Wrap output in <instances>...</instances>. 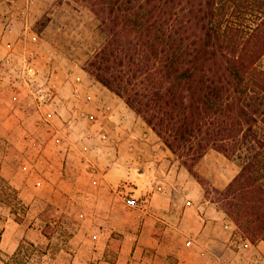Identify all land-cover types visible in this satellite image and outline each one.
<instances>
[{
	"label": "crops",
	"instance_id": "1",
	"mask_svg": "<svg viewBox=\"0 0 264 264\" xmlns=\"http://www.w3.org/2000/svg\"><path fill=\"white\" fill-rule=\"evenodd\" d=\"M35 2L0 0V123L12 145L6 178L29 206L21 221L6 218L0 251L48 245L39 222L50 205L72 220L56 257L74 264H264V241L244 238L144 119L85 71L104 40L102 32L94 39L99 23L71 17L39 27V14L29 13ZM194 170L218 189L239 171L215 150ZM128 198L140 206H127Z\"/></svg>",
	"mask_w": 264,
	"mask_h": 264
},
{
	"label": "trees",
	"instance_id": "2",
	"mask_svg": "<svg viewBox=\"0 0 264 264\" xmlns=\"http://www.w3.org/2000/svg\"><path fill=\"white\" fill-rule=\"evenodd\" d=\"M104 40L84 66L195 176L215 150L239 166L215 201L264 241V0H75ZM33 250L36 246L21 242Z\"/></svg>",
	"mask_w": 264,
	"mask_h": 264
},
{
	"label": "rangeland",
	"instance_id": "3",
	"mask_svg": "<svg viewBox=\"0 0 264 264\" xmlns=\"http://www.w3.org/2000/svg\"><path fill=\"white\" fill-rule=\"evenodd\" d=\"M32 6V10L34 11H32V13L29 11V13L32 15H30L31 17H34V12L39 14L37 21V26L39 27H43L50 19H65L71 17L74 20H84L90 26H96L99 23L86 7L82 6L75 0H36ZM76 28H79V26L76 25ZM84 29L85 27L83 25V28L80 30L84 33L87 31ZM98 30L99 29L95 30L94 39L100 41L99 34H101V30ZM81 31H78V34H80L78 36V43H81L84 40L81 36ZM260 66L264 68V57L260 61ZM7 130L8 125L0 123V233L6 218H14L16 221H21L29 209V206L22 203L19 198L18 189H16V187L10 183L9 179L6 178L5 164L9 160L10 147L12 146L9 139L5 138ZM21 132V129L18 128L14 133L16 134L15 137H18L17 139H14L18 142L17 145H15L16 150H19V141L22 138ZM23 134L24 133H22V135ZM14 160L18 161L17 158ZM14 160H10V163L12 162L16 165ZM214 161L217 164L215 172L219 173L218 168L223 165V162L220 158L219 160L215 158ZM232 162L235 165V168L239 170L238 164L235 161ZM7 166L9 168L11 167L9 164ZM208 166L209 164L206 163L204 167ZM195 173L196 175L194 177L202 184L206 193L212 194L215 199V187L213 182L200 175L197 171H195ZM43 208L44 209L40 214L42 215V218L39 225L43 227V231L49 239L48 245L42 247L36 246V249L33 250L27 244H24L23 249L19 254L11 256H6L0 251V264H74L70 256H66L63 259H58L56 257L58 250L64 247L65 242L73 231L71 225L72 220L58 217V214L55 213V210L50 205ZM44 254H46V256H44Z\"/></svg>",
	"mask_w": 264,
	"mask_h": 264
},
{
	"label": "built area",
	"instance_id": "4",
	"mask_svg": "<svg viewBox=\"0 0 264 264\" xmlns=\"http://www.w3.org/2000/svg\"><path fill=\"white\" fill-rule=\"evenodd\" d=\"M60 141H64V136H60ZM84 149L86 150L87 148L84 147ZM125 202L127 206L132 207V208H136L140 206L138 200L134 198H128L125 200Z\"/></svg>",
	"mask_w": 264,
	"mask_h": 264
}]
</instances>
